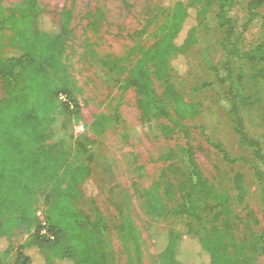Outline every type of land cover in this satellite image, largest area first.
<instances>
[{
    "label": "trees",
    "instance_id": "obj_1",
    "mask_svg": "<svg viewBox=\"0 0 264 264\" xmlns=\"http://www.w3.org/2000/svg\"><path fill=\"white\" fill-rule=\"evenodd\" d=\"M263 3L250 0L244 20L238 23L231 14L235 0H173L167 6L160 2L143 13L139 29L127 33L142 38L154 28L153 43L143 45L138 40L122 55L101 57L86 41L85 56L106 68L120 92L130 88L136 91L143 121L152 125L157 120L155 126L165 138L184 136L182 144L159 156L168 164L145 191L143 211L154 225L168 215L183 217L188 231L208 255V264L229 261L220 249L215 250L216 241L201 239L195 227L217 209L225 208L230 196L208 181L196 161L191 127L185 121L195 118L200 103L183 98L171 81V72L177 69L174 59L185 57L198 42V28L214 10L222 30L216 44L224 58L219 66L207 63L213 80L195 89L226 86L218 96L219 105L237 145L249 149L251 157H232L220 142L205 139L226 163L241 161L252 169L262 205L260 248L264 254V139L248 132L244 115L245 109L261 103L250 92L248 81L264 80V41L246 48L244 33ZM42 12L38 0H18L10 7L0 3V244L7 242L0 248V260L7 262L13 254L11 264H107L106 220L94 196L86 195L83 189L95 162L92 150L76 140L75 156L83 154L85 162L75 163L69 159L70 151L62 146L53 150L47 143L51 126L59 118H63V130L82 122L79 89L64 61L72 11L63 7L54 29L39 26ZM87 15L89 26L97 31L103 18L101 9ZM154 81L160 84V92ZM117 116L116 110L112 117L98 114L94 126L103 130ZM101 167L112 174L107 161ZM233 188L236 198L243 202L247 191L239 173L233 176ZM125 195L122 192L121 197ZM116 204L124 217L117 227L119 237L138 254V234L126 213L127 200ZM226 224L229 226L228 221ZM151 228L152 236L162 244L156 254L157 264H190L181 250L179 232L149 225V234ZM18 234L26 237L14 246L12 236ZM234 264L252 262L238 259Z\"/></svg>",
    "mask_w": 264,
    "mask_h": 264
},
{
    "label": "rangeland",
    "instance_id": "obj_2",
    "mask_svg": "<svg viewBox=\"0 0 264 264\" xmlns=\"http://www.w3.org/2000/svg\"><path fill=\"white\" fill-rule=\"evenodd\" d=\"M18 0H0L4 7H10ZM125 1V2H124ZM38 0L43 9L39 17V26L54 29L59 18V11L68 7L72 11L70 35L66 42L64 61L70 76L79 89L77 99L81 107L82 122L62 129L63 118H59L50 129L47 143L53 150L61 146L70 151L69 159L75 163L85 162V156L76 155V140L84 142L91 148L95 162L92 174L84 183L86 195H93L101 209L107 224L105 248L107 264H157L156 254L162 246L147 231L149 225L159 230H176L181 234V250L186 255L187 263L208 264L209 257L202 251L199 243L188 231L183 217L168 215L154 225L143 211L144 193L153 181L164 173L167 161L159 160V156L169 149H175L183 143V135L165 138L159 128L143 121L137 104L136 91L133 88L124 93L115 85L105 67L97 61L85 56L86 41L101 57L105 55H122L140 41L149 45L155 41L154 28H150L142 38H133L127 33L141 27L143 13L154 9L156 5L167 6L173 0ZM186 3L188 0H181ZM250 0H235L231 14L238 23L244 20L246 7ZM101 9L102 22L97 31L89 26L88 13ZM162 20V17L159 18ZM184 31L178 37L181 42ZM222 36L214 18V10L206 23L198 28V42L190 48L185 57L174 59L177 69L171 72V81L187 101L200 103V111L193 120H186L191 127L196 161L208 181L219 191L230 196L225 208L217 209L206 216L196 229L202 239L216 241L215 250L226 256L229 264L239 260L250 259L252 264H264V254L260 248V231L263 227L261 218V200L259 190L252 176V169L247 163L238 161L226 163L221 154L210 147L209 140L220 142L232 157H251L249 149L237 145L229 120L219 105L218 99L226 91V86H213L196 90L202 83L212 81L213 74L207 63L219 66L224 53L217 46L216 40ZM264 41V3L259 8V15L248 26L244 33L246 48ZM248 79V78H247ZM249 90L260 104L244 110L248 132L254 137L264 139V80H249ZM157 90L161 86L154 81ZM2 94L0 88V96ZM64 99V98H63ZM117 111V119L106 124L103 130L95 128L94 121L98 114L112 117ZM165 123L168 121L161 119ZM108 162L109 170H103L101 163ZM183 165L182 162H177ZM239 173L245 183L246 195L243 202L236 198L233 188V176ZM103 177L102 180L96 179ZM122 192L127 195L121 197ZM127 200L126 213L132 217L139 243L136 254L132 245L124 242L118 234L117 227L123 220L117 210L116 202ZM42 200V199H41ZM42 210L41 201L38 202ZM225 221L229 222V226ZM25 235H13L12 242L17 246L25 239ZM7 243V242H6ZM5 241L0 244L3 247ZM13 254L5 262L11 264ZM37 260V258H36Z\"/></svg>",
    "mask_w": 264,
    "mask_h": 264
},
{
    "label": "built area",
    "instance_id": "obj_3",
    "mask_svg": "<svg viewBox=\"0 0 264 264\" xmlns=\"http://www.w3.org/2000/svg\"><path fill=\"white\" fill-rule=\"evenodd\" d=\"M60 97H61V98H63V96H62V95H61Z\"/></svg>",
    "mask_w": 264,
    "mask_h": 264
}]
</instances>
